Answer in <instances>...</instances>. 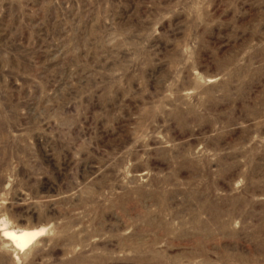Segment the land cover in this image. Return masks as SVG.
Returning a JSON list of instances; mask_svg holds the SVG:
<instances>
[{"label":"rangeland","instance_id":"1","mask_svg":"<svg viewBox=\"0 0 264 264\" xmlns=\"http://www.w3.org/2000/svg\"><path fill=\"white\" fill-rule=\"evenodd\" d=\"M0 264H264V0H0Z\"/></svg>","mask_w":264,"mask_h":264},{"label":"bare ground","instance_id":"2","mask_svg":"<svg viewBox=\"0 0 264 264\" xmlns=\"http://www.w3.org/2000/svg\"><path fill=\"white\" fill-rule=\"evenodd\" d=\"M43 233H44V229L15 230L11 228H4L2 231L3 237L7 241H9L17 250L27 249Z\"/></svg>","mask_w":264,"mask_h":264}]
</instances>
